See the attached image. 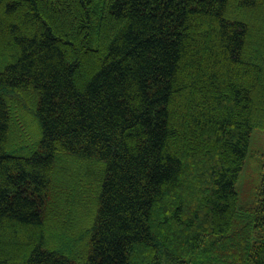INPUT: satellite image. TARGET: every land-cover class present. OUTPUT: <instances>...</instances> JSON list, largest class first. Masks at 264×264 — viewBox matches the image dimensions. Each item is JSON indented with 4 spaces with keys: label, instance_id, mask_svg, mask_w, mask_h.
<instances>
[{
    "label": "trees",
    "instance_id": "obj_1",
    "mask_svg": "<svg viewBox=\"0 0 264 264\" xmlns=\"http://www.w3.org/2000/svg\"><path fill=\"white\" fill-rule=\"evenodd\" d=\"M255 127L264 0H0V264H264Z\"/></svg>",
    "mask_w": 264,
    "mask_h": 264
},
{
    "label": "rangeland",
    "instance_id": "obj_2",
    "mask_svg": "<svg viewBox=\"0 0 264 264\" xmlns=\"http://www.w3.org/2000/svg\"><path fill=\"white\" fill-rule=\"evenodd\" d=\"M29 133L26 145L35 143L37 121L29 120ZM264 161V129L255 127L252 132L245 164L237 181V190L240 196V204L243 207H250L255 203L254 193L261 184L263 173L262 163Z\"/></svg>",
    "mask_w": 264,
    "mask_h": 264
}]
</instances>
